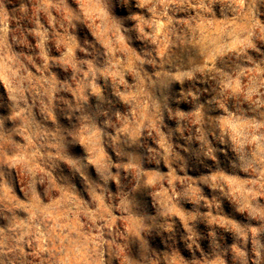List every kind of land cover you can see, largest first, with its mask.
Here are the masks:
<instances>
[{"label": "rangeland", "instance_id": "1", "mask_svg": "<svg viewBox=\"0 0 264 264\" xmlns=\"http://www.w3.org/2000/svg\"><path fill=\"white\" fill-rule=\"evenodd\" d=\"M0 264H264V0H0Z\"/></svg>", "mask_w": 264, "mask_h": 264}]
</instances>
